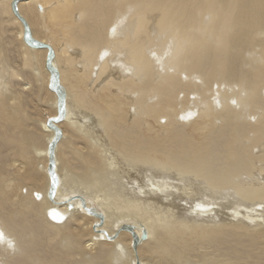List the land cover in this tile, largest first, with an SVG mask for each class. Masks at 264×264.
Returning a JSON list of instances; mask_svg holds the SVG:
<instances>
[{
    "label": "bare ground",
    "instance_id": "1",
    "mask_svg": "<svg viewBox=\"0 0 264 264\" xmlns=\"http://www.w3.org/2000/svg\"><path fill=\"white\" fill-rule=\"evenodd\" d=\"M0 234V264H264V0H0Z\"/></svg>",
    "mask_w": 264,
    "mask_h": 264
},
{
    "label": "snow or ice",
    "instance_id": "2",
    "mask_svg": "<svg viewBox=\"0 0 264 264\" xmlns=\"http://www.w3.org/2000/svg\"><path fill=\"white\" fill-rule=\"evenodd\" d=\"M54 218H55V214H54ZM62 218V217H61ZM0 236H2V234H0Z\"/></svg>",
    "mask_w": 264,
    "mask_h": 264
},
{
    "label": "rangeland",
    "instance_id": "3",
    "mask_svg": "<svg viewBox=\"0 0 264 264\" xmlns=\"http://www.w3.org/2000/svg\"><path fill=\"white\" fill-rule=\"evenodd\" d=\"M79 114H81V113H79ZM96 204V203H95Z\"/></svg>",
    "mask_w": 264,
    "mask_h": 264
}]
</instances>
